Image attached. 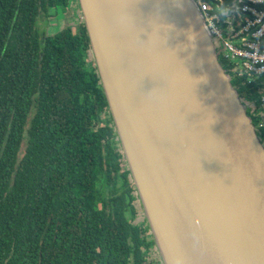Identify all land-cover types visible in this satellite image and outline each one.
I'll use <instances>...</instances> for the list:
<instances>
[{"label": "water", "instance_id": "water-1", "mask_svg": "<svg viewBox=\"0 0 264 264\" xmlns=\"http://www.w3.org/2000/svg\"><path fill=\"white\" fill-rule=\"evenodd\" d=\"M163 264H264V144L194 0H78Z\"/></svg>", "mask_w": 264, "mask_h": 264}, {"label": "trees", "instance_id": "trees-1", "mask_svg": "<svg viewBox=\"0 0 264 264\" xmlns=\"http://www.w3.org/2000/svg\"><path fill=\"white\" fill-rule=\"evenodd\" d=\"M75 6L0 0V264H161L85 26L38 31ZM232 83L260 107L264 75Z\"/></svg>", "mask_w": 264, "mask_h": 264}, {"label": "built area", "instance_id": "built-area-1", "mask_svg": "<svg viewBox=\"0 0 264 264\" xmlns=\"http://www.w3.org/2000/svg\"><path fill=\"white\" fill-rule=\"evenodd\" d=\"M209 30L219 61L231 81L256 80L264 75V0H194ZM260 107L247 99V111L264 130V92ZM241 98V97H240ZM246 99V98H245ZM261 139V138H260Z\"/></svg>", "mask_w": 264, "mask_h": 264}, {"label": "rangeland", "instance_id": "rangeland-1", "mask_svg": "<svg viewBox=\"0 0 264 264\" xmlns=\"http://www.w3.org/2000/svg\"><path fill=\"white\" fill-rule=\"evenodd\" d=\"M75 4L76 3H74V5ZM64 12H65V14H61L58 17L49 18V19H47V17L41 16L38 20V23H37L38 31H39L40 35H42L43 33H45L47 35H54L57 31L63 29L64 27H67L69 25L72 26L75 30L81 28L82 26L83 27L85 26V28H86V25L83 21L81 9L80 10L77 9V6L73 7L70 10H65ZM236 90H237V88H236ZM241 99L244 101V103L247 102V99H245L243 97H241ZM136 207H137V217H136L135 222L145 223V224L149 225L148 221H147L146 214H145V210H144L143 205H142L141 200H140V197L136 201ZM149 233H151V231ZM151 236H152V234H151ZM152 238H153V236H152ZM152 258L160 261L161 264H163V261H162L161 255L159 253V249L157 248V245H154L152 248Z\"/></svg>", "mask_w": 264, "mask_h": 264}]
</instances>
